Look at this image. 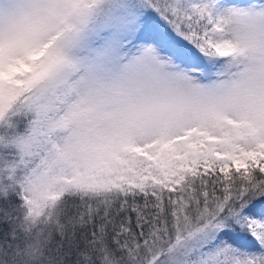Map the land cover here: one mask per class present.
Segmentation results:
<instances>
[{"label": "snow or ice", "instance_id": "6c2138e0", "mask_svg": "<svg viewBox=\"0 0 264 264\" xmlns=\"http://www.w3.org/2000/svg\"><path fill=\"white\" fill-rule=\"evenodd\" d=\"M0 264H264V0H0Z\"/></svg>", "mask_w": 264, "mask_h": 264}]
</instances>
